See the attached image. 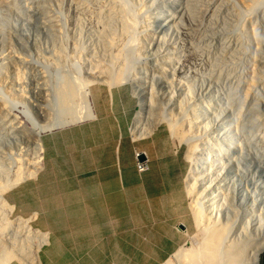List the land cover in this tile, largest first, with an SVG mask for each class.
<instances>
[{"label": "rangeland", "instance_id": "374dc122", "mask_svg": "<svg viewBox=\"0 0 264 264\" xmlns=\"http://www.w3.org/2000/svg\"><path fill=\"white\" fill-rule=\"evenodd\" d=\"M96 1L90 0L86 6L79 7L82 4L75 5L72 0H58V3L49 0H0V98L8 102L0 114V186L8 184L6 189L0 190V246L13 253V257L1 258L0 264H29L11 244L16 231L20 239L33 243L30 262L41 264L39 252L47 244L48 234L33 227L35 216L31 219L27 216L37 208L58 211L62 206L57 202L30 203L29 197L34 198L33 188L28 195L26 185L43 167L44 133L51 134L60 129L74 131L73 126L77 125L76 122L58 127L59 123L55 121L60 106L54 101L53 94L63 75L69 76L79 90L74 105L79 107L78 123L94 120L88 116V109L82 101L84 95L81 96L84 92L81 85L89 82L94 109L95 90L97 99L104 106L106 103L109 106L108 91L116 93L112 111L119 115L127 113L129 117L127 128L130 126V130L126 129V141L131 143V148H135V159L137 152L149 158L147 152L139 151L138 146L155 136L161 141H170L185 154L188 166L185 178L188 238L186 244L171 256L174 261L179 260L178 253L197 247L202 241V233L192 210L195 197L187 186L194 159L200 166L195 171L197 180L193 183L197 192L203 187H207L206 193L210 189L225 191L227 201L226 198L218 201L225 203L226 213L229 203H233L237 211L233 233L241 234L247 228L254 231L256 217L264 205V147L256 142L257 138L254 140V133H249L252 120L250 107L239 104V98L249 90L264 120V36L261 27L264 21L260 20L251 29L252 5L245 0H211L209 5L207 3L200 9L203 11L199 13L201 16L198 14L194 19L185 10V0H177V6H182V10L177 12L175 7L167 6L165 14L159 9L165 0H125L136 18L128 17L134 24L135 33L128 42V36L118 28L115 48L119 46L118 50H121L128 46L127 42L129 46L123 49L114 71L118 72L119 68L126 66V79L111 86L97 81L88 72L86 59L89 57L87 53H84L86 57L82 53L88 47L87 43L84 45L82 42L84 47L80 51L76 49L77 35L82 33L80 27L84 28L85 34V29L89 28L103 30L98 16L106 3ZM43 3H46V14ZM261 8L264 7L254 4V17ZM170 13L176 19L168 22L166 19ZM228 16L236 19L238 34L227 36L225 47H221L208 39V33L220 28ZM54 22L58 28L54 27ZM240 35H243L242 38ZM241 42H244L246 48L243 49L246 50H241ZM222 49H228L226 54L233 63L230 65V79L222 74L219 80L214 64L216 52ZM118 50L115 49L116 52ZM10 52L20 56L25 63L21 65L22 81L17 86L12 82L14 63L8 55ZM141 69H145L146 73L142 75ZM134 82L141 83L140 88H136ZM44 90L48 93H45L46 99L41 96ZM231 90L233 95L235 93L233 98L230 97ZM12 103L21 113L13 111ZM41 109L48 111L50 119L41 115ZM108 114L112 116L109 110ZM14 115L27 129L18 127L12 118ZM170 122L178 123V130L186 135L185 139L173 134ZM32 123L40 129L39 144H32L31 139H26L28 135L22 132L26 130L30 136L29 130H34ZM92 130L110 132L114 130V124L112 120H104L94 123ZM103 142L99 140L100 144ZM193 145L198 147L195 154ZM73 167L69 162L60 163L59 172L54 173L50 180L65 178L66 171L69 175L68 171ZM55 191L57 189L48 188V192ZM37 192L40 189H36V195ZM221 215L225 217L223 210ZM39 239L42 240L40 250L37 249Z\"/></svg>", "mask_w": 264, "mask_h": 264}, {"label": "crops", "instance_id": "0c3cea01", "mask_svg": "<svg viewBox=\"0 0 264 264\" xmlns=\"http://www.w3.org/2000/svg\"><path fill=\"white\" fill-rule=\"evenodd\" d=\"M93 96L96 119L44 136L43 167L26 185L28 195L33 188L30 203L62 205L27 216H35L33 227L48 234L40 263L164 264L188 238L185 154L168 140L149 138L138 149L147 152L150 169L138 173L135 148L126 141L129 117L112 111L116 93L108 91L109 106L100 104L96 90ZM104 120H112L113 131L92 130ZM68 162L74 165L69 175L50 180ZM258 264H264V250Z\"/></svg>", "mask_w": 264, "mask_h": 264}, {"label": "bare ground", "instance_id": "6f19581e", "mask_svg": "<svg viewBox=\"0 0 264 264\" xmlns=\"http://www.w3.org/2000/svg\"><path fill=\"white\" fill-rule=\"evenodd\" d=\"M49 1L51 3L52 1L53 2L56 1V3H58V0H49ZM89 1L90 0H72V2L75 5H77L78 3L82 4V6L79 5V7H84L83 5H85L86 2H89ZM185 1L187 2L185 10H188L191 16H193L195 19L196 18L195 16H198L200 12H203L202 10H200L202 9V6L204 7L211 0H185ZM245 1L248 2L249 5H252L249 24L251 26V29H254L257 26L258 22H260V20L264 21V8H261L259 11L257 10L258 15L254 17V4L264 7V0H245ZM102 2L106 3L104 7L105 11L102 10L103 12L101 11L99 13L98 18L101 24L100 27H103V30L102 29H101L102 31L98 30L99 32L95 30L96 31L95 32L91 30L92 28H89L90 30L85 29L87 32V34H85L83 33L84 28L80 27L79 31H82V33L80 32L81 34L77 35L78 37L76 38V49L77 51H80V49H83L82 47H84L82 46V42L84 43V45L87 43L88 47L86 45L87 48L86 50H82V53L83 55L84 53H87V56L89 57L86 59V61L88 62L86 63L88 72L91 75H93L97 81L102 82V84L105 83V84H110L112 86V85H115L117 83H121L122 81H124V78L126 75V66L119 68L118 72H115L114 70H115V67H117V65L120 62L119 61L118 64L116 63L117 60L121 59L120 56H122L124 52L123 49H126L129 46L128 42H130L134 38L133 37L135 33L134 26H133L134 24H131L128 17L129 16L133 18L135 17L131 13V8L129 7L130 4L125 2V0H103ZM177 3H178L177 0H165L164 3L161 4L159 9L162 14H165L167 12V6H173L176 8V11L179 12L182 6L181 7L179 5L177 6ZM209 4L210 3H208V5ZM211 6L212 5H210V7ZM42 8L44 9L43 12L46 14V3H43ZM175 19H176V16L174 14L171 15L170 13V16L166 20L169 22ZM134 20H131V21L135 23L136 20L135 21ZM235 21L236 19L228 16L227 21L222 23L220 28L218 29L215 28L214 30L212 29L213 31L212 30L209 31L208 39L213 41L214 43H217L221 47H225V41L226 40L228 41L227 36H229L230 34H236L238 31L236 27L237 22ZM54 27L58 28L59 26L54 22ZM261 27H263L262 32L264 36V22ZM118 28L121 30L123 34H126L129 38L128 39L129 41L127 42L128 46L125 45L127 47H124V48L122 47L121 50L120 49L118 50V48H120L119 46L118 48L117 46L115 48V45L117 43L116 42L117 33L119 31ZM5 31H6V26L4 27V29L2 28V32L5 33ZM262 39H264V37H262ZM237 41H239V39ZM236 44L238 45L239 43H236ZM240 45H241V50H242L245 47L244 42L243 43L241 42ZM240 45L238 48H240ZM115 49L118 51L116 52ZM227 50L228 49H226V51ZM243 50H246V49H243ZM226 51L222 49L221 51L218 50V52H216L217 58L214 64L215 65L214 68L216 69V71H218L217 75H218L219 80L222 78L223 76L222 74H224V77H228V78L230 77V74H229L231 70L230 65L233 62H231L232 61L231 58H228L229 55L227 56ZM242 54H243V51H242ZM8 55H10V58L12 59L14 63L12 82L14 86H17L22 81L21 65L22 63L23 64L25 63L20 56L14 54L13 52L12 53L10 52V54ZM3 56H6V55H3ZM3 56L2 58H4ZM125 62L128 63V60L126 61L125 59ZM140 73L142 75L145 74L146 73L145 69H141ZM228 74L229 76H227ZM88 84L90 85L91 83L88 82L87 84L83 83L81 85L80 87L81 90L84 89V92L81 94V96L84 95L82 101L85 102V105H86L85 107H87L88 109L87 111L88 116L90 118L95 119L96 112L93 106L92 97H91L92 95H91V92L89 91ZM134 85L136 88H140L141 83L134 82ZM57 86H58L57 89H54L53 97H54V101L57 104L59 103V106H60V111H58V114L55 118V121H58L59 123L58 127H61V126L64 127L66 125H69L70 123L75 124L76 122L77 124H79L78 122L80 121V118L78 117V114H77V108L79 107L78 106L77 108L74 107L79 97L78 87L77 88L75 87L76 85L67 75L62 76ZM233 92L234 91L231 90L230 97L232 98L235 96V93L233 95ZM45 93H46V90H44L41 94L43 99H46ZM250 94L251 92L248 90L243 97L239 98V104L241 106L247 105L250 107L252 120L248 128L249 133H254V140H256L257 138L256 142L264 147V120L262 119V116L257 106H255V101L253 103L254 99L250 96ZM46 95H48V93H46ZM6 105H8V102L0 98V114L3 113L4 109L6 108ZM11 105L9 106L12 107L15 113H21L20 110L14 108L16 106L15 104L12 103ZM41 110H42L41 115L42 116L45 115L44 116L45 118L50 119V114L48 113V111H45L43 109ZM87 112L85 111V113ZM12 118L18 124L19 128L27 129V127H25L24 123L19 119L17 115H14ZM32 126L34 130L33 129H31V131L29 130L30 136L26 130H23L22 132L28 135L29 138L26 137V139L28 140L31 139L32 144H39L40 134H41L40 129L36 128V126L33 123H32ZM169 127L172 128L174 135H179L180 138H183V139L186 138V135L183 132H180L178 130V123L172 124V122H170ZM47 134L48 132L44 133V135H47ZM187 142L192 143V141H189V140H187ZM197 150H198V147L196 145H193L192 146L193 154H195ZM193 154L192 156H190L191 160L193 158ZM197 167L200 168L199 162L198 161L196 162L194 159V165H193V168L191 169L192 173L190 172L189 181H188L187 186H188V191L191 194H194V197H195V200L193 202L194 206L192 210H194L195 223L202 233V239H201L202 241L199 242L198 246L196 245L197 247H192L191 249L183 250L180 253L177 252L178 253L177 258L179 260L176 259V261H174L173 259L170 258L164 264H258L259 256L261 252L264 250V216L261 217L264 214V205L262 207V210L260 211L261 213H259L256 217V223L254 224V231H250L247 228L248 230L245 229L244 230L245 232L242 231L243 233L241 234L233 233L235 230V226H234L235 220L237 219V211L234 208L233 203L232 202L229 203L228 211L226 213L224 210L225 203L218 201V200H224L225 198H226L225 201H227V194L225 193V191H221L220 189H217L216 191H214L213 189H210V192L208 191L209 193H206L205 190H207L206 189L207 187L206 188L203 187V188H200L202 192L200 190L197 192L198 189L194 187V184H195L194 180H197L196 174H195ZM241 180L242 179H240V181ZM7 186L8 184L7 185L2 184L0 186V190L6 189ZM215 192H217L216 195H214ZM222 210H223V213L225 214V217L221 215ZM230 215H232V217ZM254 232H257V233H254ZM34 237L35 239H38V236H34ZM11 244L13 245V247L17 248L18 253L21 256H24V258L23 257L22 258L27 263L32 264V262H30L32 258V256H30V253H33L32 251L33 243H31L29 240L20 239V236L18 235V231H16L15 236L12 238ZM41 246H42V240L39 239L38 244H37V249L40 250ZM0 250H1L0 259L7 258V257H13L12 251L7 249L6 247L0 246Z\"/></svg>", "mask_w": 264, "mask_h": 264}, {"label": "built area", "instance_id": "2783aa9c", "mask_svg": "<svg viewBox=\"0 0 264 264\" xmlns=\"http://www.w3.org/2000/svg\"><path fill=\"white\" fill-rule=\"evenodd\" d=\"M136 168L138 173L142 174L145 173L149 170L150 165H149V158L144 155L143 153H136Z\"/></svg>", "mask_w": 264, "mask_h": 264}]
</instances>
